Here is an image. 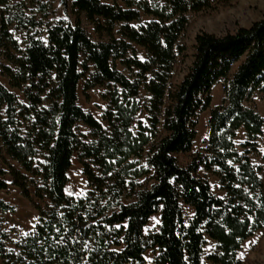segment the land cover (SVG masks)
<instances>
[{"label":"trees","instance_id":"obj_1","mask_svg":"<svg viewBox=\"0 0 264 264\" xmlns=\"http://www.w3.org/2000/svg\"><path fill=\"white\" fill-rule=\"evenodd\" d=\"M60 1L76 15L74 24L45 22L51 4L43 0H0V50L7 62L0 75L23 96L22 101L0 82V149L20 167L7 163L0 176L9 174L38 212L33 231L12 249L0 228L1 263L145 264L144 252L151 249L152 264H204L209 239L207 261L240 264L242 242L264 228V181L249 158L258 152L263 130V117L249 99L256 90L264 92V14L233 32L197 33L191 64L170 89L187 14L216 0ZM81 15L99 41L81 26ZM142 16L150 20L131 25ZM12 30L25 32L23 47ZM133 44L145 50L146 59L134 55ZM112 60L133 78L112 67ZM220 79L223 99L209 111L206 146L181 166L176 154L190 151L196 117L209 108ZM80 80L85 91L108 87L101 114L106 128L77 104ZM140 87L148 95L144 103L138 100ZM140 111L148 124L137 121L133 132ZM78 122L90 129L93 141L81 139ZM240 127L246 138L239 143L242 151L234 140ZM74 154L91 187L81 197L65 191ZM39 156L42 162L35 161ZM200 167L218 178L224 196L212 193L208 180L196 174ZM140 178L149 185L142 186ZM31 183L37 198L49 200L46 209L32 200ZM122 197L131 201L122 203ZM181 204L193 210L186 224ZM14 209L0 199L1 211ZM155 213L158 228L144 233Z\"/></svg>","mask_w":264,"mask_h":264},{"label":"rangeland","instance_id":"obj_2","mask_svg":"<svg viewBox=\"0 0 264 264\" xmlns=\"http://www.w3.org/2000/svg\"><path fill=\"white\" fill-rule=\"evenodd\" d=\"M23 0H10V3H15ZM27 1V0H24ZM51 4V8L48 11V15L45 18V22L57 23L58 21H64L71 24L76 22V15L71 10L69 6H63L60 0H43ZM69 3L72 0H67ZM28 13L32 14L34 9L28 5ZM264 14V0H216L214 1L209 8L201 10L199 12H190L187 14V23L180 34L178 44L183 47V50L179 52L176 56L175 63L173 65V73L169 80V88H173L187 72L194 53V37L197 33L201 31L223 34L225 32H233L237 27L249 26L253 21L258 20ZM38 19H40L39 14H35ZM150 17L142 16L139 22H131V25L138 26L146 21H149ZM79 22L81 26L85 29L89 37L94 41H99L100 37L95 33L93 26L85 19L83 15L80 16ZM13 36L17 39L20 45L23 47V41L25 38L24 31L12 30ZM118 37V35H115ZM44 37V35H43ZM102 40H106V36L102 37ZM134 55L140 59H146L145 50L133 44ZM130 55L132 53H129ZM7 63L1 55L0 50V65ZM111 66L122 72L126 76H129L131 79L133 75L126 70L119 61H111ZM237 63L231 67L230 74L235 70ZM92 71L90 67L89 72ZM222 79H220L211 90V103L208 109L198 113L196 117V136L193 141L190 151L176 154L177 161L181 166H187L190 162L193 155L198 152H203L206 146V140L208 137V117L209 111L214 106L221 103L223 99L222 91ZM0 82L8 87L11 91L18 95V98L23 101L22 94L17 90L10 88L7 84L5 77L0 75ZM84 80H80L77 87V104L83 108L85 111L90 112L101 124L106 128L107 123L101 119L102 112L107 107V101L103 98V95L109 90L105 86H94L89 90H84ZM120 90V88H119ZM148 95L145 93L144 89L140 87L138 100L140 103L146 102ZM249 101L256 107L257 111L263 117V130L261 136L257 139V149L258 152L250 154V160L257 164L259 168V176L264 181V92L255 91L251 95ZM147 114L145 111H140L136 114L135 122L132 124L133 132L136 131V122L141 121L143 124H148ZM76 132L80 135L81 139L91 142L94 138L90 134V129L81 122H78L75 127ZM244 132L240 131L237 138L235 139V144L237 149L242 151L239 143L245 140ZM147 148L145 149V152ZM144 152V154H145ZM143 154V155H144ZM44 159L42 156H39L35 159L37 162H42ZM86 162L89 163L88 160ZM7 163L20 168L19 165L7 157L4 152L0 149V168L7 170ZM141 163H145L144 157L141 160ZM91 167L95 168L93 164H90ZM71 170L70 178L66 183V192L73 196H84L88 190L91 189L88 186L86 177L82 173V165L78 160L77 154H74L71 159ZM197 175L205 177L211 187L212 193L217 196H224V192L219 187L218 178L204 170L203 167H200L197 172ZM33 179V182L37 185H40L41 182L37 177H33L30 174H27ZM1 179L7 180V189L0 190V199L12 204L14 206L13 212H3L0 210V228L7 234L8 239L6 241V248L12 249L13 243L20 239L21 237L26 236L31 231H33L37 221H38V212L33 207L32 203L25 197L20 194L18 187L11 184V177L9 174H4L0 176ZM138 182L142 186L149 185L150 180H144V178L138 179ZM29 191L31 198L34 202L39 204L43 209H46L50 204L47 198L39 199L34 195V185L31 183L29 185ZM131 199L128 197H122V203H128ZM182 207V219L183 223H187L191 217L193 210L191 207L181 204ZM160 223L159 213H155L150 216L146 226L144 227V233L156 230ZM213 248V242L207 240V243L204 247L203 253V263L211 264L205 259V255L209 253ZM155 252L151 249H148L144 252L146 259L145 264H152V260ZM241 256L243 258H241ZM237 257L240 259V264H264V228L255 231L250 237L245 239L241 248L237 252ZM0 264L1 261H0Z\"/></svg>","mask_w":264,"mask_h":264},{"label":"crops","instance_id":"obj_3","mask_svg":"<svg viewBox=\"0 0 264 264\" xmlns=\"http://www.w3.org/2000/svg\"><path fill=\"white\" fill-rule=\"evenodd\" d=\"M240 131H243V132H244V130H243L242 127H240V128L237 130V132H236V136H235V139L237 138V136H238V134L240 133ZM235 139H234V140H235ZM70 173H71V170L69 169L68 172H67L68 179L70 178ZM5 181H6V183L9 184V182H8L7 180H5ZM65 189H66V186H65ZM65 191H66V190H65Z\"/></svg>","mask_w":264,"mask_h":264},{"label":"snow or ice","instance_id":"obj_4","mask_svg":"<svg viewBox=\"0 0 264 264\" xmlns=\"http://www.w3.org/2000/svg\"><path fill=\"white\" fill-rule=\"evenodd\" d=\"M119 227V226H118ZM241 258H243L242 256H241Z\"/></svg>","mask_w":264,"mask_h":264}]
</instances>
